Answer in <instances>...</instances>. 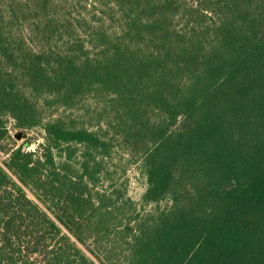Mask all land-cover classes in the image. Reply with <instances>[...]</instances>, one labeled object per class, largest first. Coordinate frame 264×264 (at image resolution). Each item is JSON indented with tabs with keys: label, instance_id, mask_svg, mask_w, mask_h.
Returning a JSON list of instances; mask_svg holds the SVG:
<instances>
[{
	"label": "trees",
	"instance_id": "16d2710c",
	"mask_svg": "<svg viewBox=\"0 0 264 264\" xmlns=\"http://www.w3.org/2000/svg\"><path fill=\"white\" fill-rule=\"evenodd\" d=\"M25 2L0 15V264H264V0H102L89 17ZM87 98L88 126L51 112ZM115 150L142 202L170 204L131 216L108 259Z\"/></svg>",
	"mask_w": 264,
	"mask_h": 264
},
{
	"label": "rangeland",
	"instance_id": "374dc122",
	"mask_svg": "<svg viewBox=\"0 0 264 264\" xmlns=\"http://www.w3.org/2000/svg\"><path fill=\"white\" fill-rule=\"evenodd\" d=\"M25 1H28V3L31 2V0H0V15H3L5 18L9 17L11 9L13 7H24ZM54 1L59 4L57 6L60 8V12L69 13L66 15L70 17L77 15L89 17L93 12L100 13L99 11L101 9L106 8L102 0ZM30 25H32V20L28 17L23 21L14 22L13 28L20 29L26 33ZM103 25L108 29L111 27V21L107 20L105 16ZM93 107H95L94 100L87 98L85 101L81 102L80 107L72 109L59 108L51 112H53V116L60 115L67 122L73 120L76 126H88L90 120H94V114L92 112ZM43 113L47 115L49 110H44ZM19 131L21 132V138L16 139L14 134ZM10 133L14 141L13 145H25L27 150H34L37 144L43 141V130L40 127L26 131L10 127ZM0 155L4 156L1 152ZM107 167L109 171L108 176L112 179L105 180V178H103L100 183L103 184V187L107 186L109 182L112 183V189L114 188L120 193L121 199L124 202L122 205L120 203L121 206L116 210V216L113 218V224L111 225L113 229H111L98 248V251L102 253L101 255L107 256L108 259H112V257L121 258L124 254L125 242L123 241L124 237L121 231L125 224H135L134 220H130V217L134 215L139 217L148 213H153L157 208L162 209L168 207L170 201L168 199H164L158 203H144L141 201V195L145 191L147 185L146 177L139 171L138 163H130L127 155L122 153V151L115 150V152L112 153L111 159L107 162ZM98 187H100V184H98ZM126 199L131 203L126 201Z\"/></svg>",
	"mask_w": 264,
	"mask_h": 264
},
{
	"label": "water",
	"instance_id": "95a60500",
	"mask_svg": "<svg viewBox=\"0 0 264 264\" xmlns=\"http://www.w3.org/2000/svg\"><path fill=\"white\" fill-rule=\"evenodd\" d=\"M14 137H15L16 139H20V138H21V132H17V133L14 135Z\"/></svg>",
	"mask_w": 264,
	"mask_h": 264
}]
</instances>
